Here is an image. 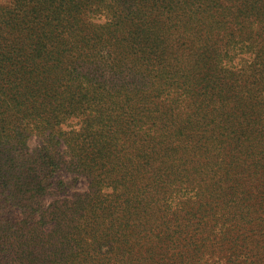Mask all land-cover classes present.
<instances>
[{
	"label": "trees",
	"instance_id": "obj_1",
	"mask_svg": "<svg viewBox=\"0 0 264 264\" xmlns=\"http://www.w3.org/2000/svg\"><path fill=\"white\" fill-rule=\"evenodd\" d=\"M0 264H264V0L0 7Z\"/></svg>",
	"mask_w": 264,
	"mask_h": 264
},
{
	"label": "rangeland",
	"instance_id": "obj_2",
	"mask_svg": "<svg viewBox=\"0 0 264 264\" xmlns=\"http://www.w3.org/2000/svg\"><path fill=\"white\" fill-rule=\"evenodd\" d=\"M10 4V0H0V7H8ZM99 23H103V20L99 21ZM41 145V140L39 138H32L29 141L30 150L33 151L37 149ZM65 158H69L67 154H65ZM58 182L65 183V188L63 190L59 189L57 186ZM88 180L82 176H78L75 173H71L68 171H60L58 176L54 179V186L50 195L44 198L42 202L43 209H47L52 203L69 199L73 200L76 196L85 194L88 191ZM23 215L18 212L16 214V218L18 221L22 219ZM38 216H35L33 221H38ZM47 231H51V226L47 227Z\"/></svg>",
	"mask_w": 264,
	"mask_h": 264
}]
</instances>
